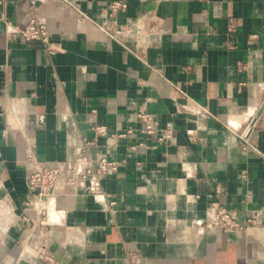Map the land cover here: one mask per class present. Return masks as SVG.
<instances>
[{"label":"crops","instance_id":"0c3cea01","mask_svg":"<svg viewBox=\"0 0 264 264\" xmlns=\"http://www.w3.org/2000/svg\"><path fill=\"white\" fill-rule=\"evenodd\" d=\"M31 19L53 53L13 33ZM261 105L264 0H0V264H47L41 237L51 264H264V118L237 137ZM85 142L117 169L101 194L64 175L41 225L29 175Z\"/></svg>","mask_w":264,"mask_h":264},{"label":"built area","instance_id":"2783aa9c","mask_svg":"<svg viewBox=\"0 0 264 264\" xmlns=\"http://www.w3.org/2000/svg\"><path fill=\"white\" fill-rule=\"evenodd\" d=\"M125 3L117 1L113 3L111 9L113 12L125 9ZM236 31V25L233 19H230L226 28L228 34ZM14 34L20 35L24 41H38L45 45L49 53H53L54 49L49 45V31L45 23L31 19L23 27H15ZM264 118V105H261L255 113L249 114L245 120L243 128L238 133L239 146L243 150L251 147L252 139L259 123ZM138 120L142 124L141 131L147 135L154 136L156 133L153 116L143 113L138 115ZM95 131L99 135H104L106 130L104 127H95ZM163 136L158 140L162 141ZM88 143L85 142L79 148L75 160L67 167H53L45 164H40L29 175L27 184L29 190L36 197V210L41 218V225H44V220L48 211V203L53 196L56 182L66 176L67 181L72 184H85L88 182V191L92 194H101V180L110 172H113L118 167V162H111L107 159H93L87 153ZM134 149V147L132 148ZM210 224L218 228L223 233L230 232H245L248 225L240 224L233 216L224 208L217 207L210 211ZM26 226L30 229L33 222L27 218H23ZM253 224V221H248ZM33 252L37 257L45 263H52V258L46 254L45 239L40 240L32 246Z\"/></svg>","mask_w":264,"mask_h":264}]
</instances>
